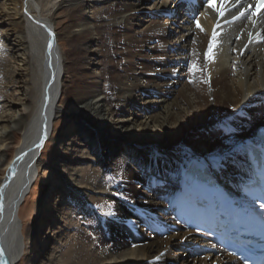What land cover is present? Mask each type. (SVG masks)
Masks as SVG:
<instances>
[{
	"label": "bare ground",
	"instance_id": "1",
	"mask_svg": "<svg viewBox=\"0 0 264 264\" xmlns=\"http://www.w3.org/2000/svg\"><path fill=\"white\" fill-rule=\"evenodd\" d=\"M253 1L0 0V264L235 262L169 204L191 159L223 183L247 173L242 144L264 128Z\"/></svg>",
	"mask_w": 264,
	"mask_h": 264
},
{
	"label": "snow or ice",
	"instance_id": "2",
	"mask_svg": "<svg viewBox=\"0 0 264 264\" xmlns=\"http://www.w3.org/2000/svg\"><path fill=\"white\" fill-rule=\"evenodd\" d=\"M222 4L227 3L228 0H220ZM209 6L211 7V0H209ZM220 15H223L221 9H217ZM245 13H241L244 16ZM256 13L253 12V16ZM197 27L199 23L197 22ZM216 33L213 32V41L209 43L206 55L209 59L212 58V51L214 47V39ZM213 165H220L223 168H227L229 165L228 157H219L212 161ZM203 178L199 173H194L190 178L186 186V195L190 197V202L195 209H208L215 207L216 205H227L232 211L239 210L238 216L244 218L246 222L252 225L246 231L254 232L255 229H259L261 234V241L259 245H253L251 241L244 246L245 252L258 253L261 257H264V172L261 173L260 178L251 181L250 184L243 189L245 196L244 202L229 201L221 195H218L213 188H205L201 181ZM113 215L117 213L113 212ZM249 257L246 255L244 264H248Z\"/></svg>",
	"mask_w": 264,
	"mask_h": 264
},
{
	"label": "rangeland",
	"instance_id": "3",
	"mask_svg": "<svg viewBox=\"0 0 264 264\" xmlns=\"http://www.w3.org/2000/svg\"><path fill=\"white\" fill-rule=\"evenodd\" d=\"M61 20H63V19H60V20H58L59 22L61 21ZM64 48L65 49H68L69 47L67 46V45H65L64 46ZM20 93V92H19ZM139 113V112H138ZM137 113V114H138ZM54 122H55V124H54V127H53V134L55 133V135L56 134H59V133H61L62 132V130L66 127V125H67V129H69L70 128V126H71V122L72 121H70L69 119H66L65 118V116L64 117H60V118H55V120H54ZM19 141V135L17 136V138L15 139V144L17 143ZM51 145V143L50 144H48V143H46L44 146H43V148L41 149L42 150V157H43V159L44 160H49L48 158H49V156H52V145ZM121 146V147H123V148H125V143L123 142V143H120V142H118V144H117V146ZM13 154V151H12V153L10 152L9 153V157L11 156ZM49 171H50V169H48V168H41L40 169V171H39V175H38V177L40 178V176H42V175H44V174H47V175H49ZM106 177H107V179L111 182L112 181V178H110V177H108L110 174H108V173H106ZM52 182V181H51ZM57 182V180L55 179V181L54 182H52L51 184H53V185H56V184H58V182ZM50 184V185H51ZM41 185V186H40ZM49 185V186H50ZM43 189H44V186H42V183H40V181L39 180H37V182H36V184H34V186H33V188H32V190H31V192H30V194H32V192L34 191V193H33V198H32V200H34V201H32L31 203H29V205H28V207H26L24 210H23V218H24V220L26 221L30 216H29V214H28V211H29V209H30V205H33V204H36L38 201H36L35 200V197L37 196L38 198L40 197V195L42 194V191H43ZM60 189L57 191V194H55V192L53 193V195L51 196V198H57V197H59L61 200L63 199V198H65V199H63L66 203H69V205H71V204H75V200H73L72 198H70L69 196L68 197H63V196H65V194L63 193L62 194V192H60ZM55 194V195H54ZM58 194H60V195H58ZM34 195H36V196H34ZM30 196V195H29ZM31 197H32V195H31ZM62 197V198H61ZM77 206H75V209L77 210ZM51 210V209H50ZM50 210H49V212H50ZM33 217L31 216V219H32ZM175 251V250H174ZM173 251V252H174ZM200 257V256H199ZM18 264H26L25 262H24V260H20V262L18 263Z\"/></svg>",
	"mask_w": 264,
	"mask_h": 264
}]
</instances>
